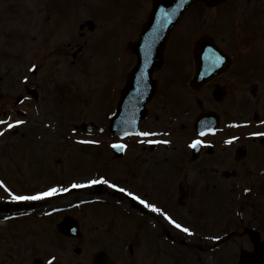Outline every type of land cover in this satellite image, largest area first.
Segmentation results:
<instances>
[{"label":"flooded vegetation","instance_id":"1","mask_svg":"<svg viewBox=\"0 0 264 264\" xmlns=\"http://www.w3.org/2000/svg\"><path fill=\"white\" fill-rule=\"evenodd\" d=\"M67 2L0 0V121L6 122L0 123V140L10 132L11 137H27L26 144L54 138L61 143L56 150L37 152L48 160L35 179L50 175V168L60 174L70 162L79 168L77 158L85 155L107 161L110 173L68 183L59 179L38 188L74 186L64 196L12 202L4 199L0 176V264H92L97 253L108 257L106 264H264V0L203 8L215 13L201 36L211 39L226 65L221 74H205L201 86L190 85L194 74L174 69L180 56L171 41L189 42L188 33L195 31L175 28L162 66L151 74L155 91L145 117L135 135L122 139L110 127L121 87L117 91L97 81L98 86L88 57L99 54L97 65L109 74V82L116 78L117 56L132 64V43L148 14L146 1L126 15L129 39L123 45L115 43V24L105 30L100 23V29V17L76 25L77 31L69 29ZM200 15L185 18L196 22ZM81 53L85 62L78 73L89 81L85 94L92 99L91 115L83 109L86 117L67 118V110L84 107L66 99V79L74 70L69 67ZM123 75L125 83L129 74ZM91 90L96 99L88 95ZM199 118L202 128L195 129ZM197 140L201 143L193 147ZM91 205L98 209L89 215L84 208ZM64 217L76 222L72 235L56 230Z\"/></svg>","mask_w":264,"mask_h":264},{"label":"rangeland","instance_id":"2","mask_svg":"<svg viewBox=\"0 0 264 264\" xmlns=\"http://www.w3.org/2000/svg\"><path fill=\"white\" fill-rule=\"evenodd\" d=\"M73 1V2H70ZM81 1V2H80ZM68 0V9L73 5L74 8H70L67 14V24L69 28H73L74 24H75V31H76V25L80 24V22L87 17H91L92 13L91 11H93V9H99V8H94L93 6H97L100 5L103 8H105V10L107 12H111L112 14H106V15H102L101 18L99 19L98 23H99V27L100 29H102V26L105 28V30L109 29L110 27H112V24H115V27L113 26L112 28H114V34H115V40H116V45H120V43L122 42V40L126 39V30H123L122 28L125 27L123 21L126 20V17L124 16L127 15L131 10L132 7L129 6L130 4H135L137 2V0H89V3H86L85 0ZM94 3L96 5H91V3ZM149 2V6H150V0H147V5ZM230 5H235V2L230 3ZM148 6V9H149ZM198 7L196 8V10H193L191 13H189V16L195 15L200 13L201 15V19L198 20V22H193L191 21V18L188 17L186 18V20L183 22V26L179 29H183V27H187V26H191L193 24V27L195 28L191 34H189L188 36V40L190 41V39H194L197 36L201 35L202 32L204 31V26L206 24L209 23L208 17H213V14L215 13V11H205L203 10L204 6L203 4H199L197 5ZM101 10H104L102 8H100ZM104 12V11H103ZM113 13H115V17L112 18ZM206 17V20H205ZM102 26H101V24ZM218 24V23H217ZM70 33H68V36L70 37ZM174 44H178L179 42H176L175 39L173 40ZM118 49V48H116ZM177 50V49H176ZM86 51V49H85ZM84 52V50H83ZM82 54V53H81ZM188 54V47L187 45H184L182 47V55L183 57H186V55ZM84 54H82L79 59L75 60V65L73 67H69L70 69H74V70H69L68 72V77L66 79V84L68 86V95L66 97V99L70 102H72L73 104H78V107H81L80 105H82V103H84V107L82 106L81 110H79L78 112L72 109L67 110V118L71 117V118H82V117H86L85 115V111L83 109H88V115H91L90 110H89V104L92 102L91 96L89 94V92L94 93L92 90L88 91V95L90 96V98L88 96H86L85 92H87V86L89 84V81L87 80L86 76L84 75V77H82L81 74L78 73V69L79 66L81 65L82 61L85 59L82 58ZM99 56V54L95 53V55L93 57H91L89 55L88 57V64L91 67V69H93L94 71L92 72L94 74V80L95 83L97 84V81H99L98 83L101 84H113V86H116V88L120 87L123 83V75L124 74V63L121 67H116V70H119L120 72L116 75L115 80L109 82V77L106 73V71L103 68L99 69V66L97 65V60L96 57ZM180 60V59H179ZM180 65V69L182 74H190L191 73V64H187L180 61L179 62ZM99 69V71L97 72V74H95V71ZM86 80V81H84ZM109 84V85H110ZM98 86H100L99 84H97ZM79 92V93H78ZM95 96L96 99V94H93ZM107 97V96H106ZM76 107V106H75ZM77 107V108H78ZM98 107L103 108L102 103L98 105ZM84 114V116H80ZM5 138L2 140H0V176L3 178L4 182L6 183H10L12 186V188H14V186L16 184H22L21 186H23V188L25 187V185H31L34 184V186L32 188H35L34 190H39L38 188L41 187L43 184L45 187H47L50 184H55L56 182L59 181H63L65 183L80 179L82 177H87V176H91V174H100L103 173L105 171H108L109 167H107V161L102 160L101 157L95 156V155H85L84 157H80L77 158V161L79 163V168H76L74 166H76V163H68L67 165L63 166L62 171L60 174H58L53 168L48 169V174H43L42 177L40 178H34L33 175L36 174L37 172H43V168H42V164L40 162V160L38 159L39 154L37 152L40 151H46L48 149L53 150V148L56 150L60 147H62L61 143L58 146L56 139L54 138L52 141L49 142H45V143H39V141L37 140L38 143H35L31 146H28V144L24 143L23 141H27V137L25 138H18V137H11V133H8L4 136ZM40 141H43L40 140ZM69 146L71 147L70 143ZM51 147V148H50ZM61 149L57 150V152H59ZM69 150H75L74 147H72L71 149H68V154H69ZM14 152V153H13ZM33 152H35V154L33 155ZM15 154V156H18L20 158H15L12 155ZM10 155V156H9ZM36 157L33 161H31V158ZM3 158V159H2ZM43 162H45L46 160H48V157L46 155H44L41 159ZM57 158L53 157L52 162L53 164L56 162ZM32 166V167H31ZM56 168H60V164H58L56 166ZM108 173H110L108 171ZM16 175L18 177H16ZM13 183V184H12ZM30 187V186H29ZM20 189L18 188V190L16 191L17 193H31L34 190H24V189ZM31 188V187H30ZM54 189V188H53ZM30 190V191H29ZM56 190V189H55ZM62 199V198H61ZM69 199V198H68ZM60 200V199H58ZM56 200V201H58ZM56 203V202H54ZM98 205H91V206H87L84 208V211L87 212V214L91 215L94 213V211H96L98 209L97 207ZM91 213V214H90ZM22 234H20L21 236ZM24 243L25 245L28 247V242H29V238L24 237ZM25 254L21 253V257H24Z\"/></svg>","mask_w":264,"mask_h":264},{"label":"water","instance_id":"3","mask_svg":"<svg viewBox=\"0 0 264 264\" xmlns=\"http://www.w3.org/2000/svg\"><path fill=\"white\" fill-rule=\"evenodd\" d=\"M198 1H203L205 3L214 5L222 0H153L152 12L149 15L147 25L144 28V31L142 32V36L140 38L139 44H144L143 39L147 37L146 32L152 30L153 28L152 24L154 23L158 24L157 30L164 33V38H165L167 33L170 31V29L179 21V19L186 11V9L194 5ZM139 44L137 45V49H136L138 52V61L135 69L132 72L133 77H135L136 74H138L139 71L145 68V66L147 65L146 59L142 55H140V52L138 51ZM161 45L162 42L159 44V46L156 49V54L153 58V61L149 64L151 67L147 71L148 74L151 72L153 66L158 65L159 63V51L161 49L160 48ZM197 47L200 48L201 50L199 49L200 52L197 53L198 59L196 61L195 74L216 73V67H215L216 61L214 59H210V60L207 59L206 55H204L205 48L204 45H202L201 41L197 42L196 49ZM210 67L211 68L213 67L212 70H209ZM123 97H126L125 93L123 94ZM120 105H122V102H120Z\"/></svg>","mask_w":264,"mask_h":264},{"label":"snow or ice","instance_id":"4","mask_svg":"<svg viewBox=\"0 0 264 264\" xmlns=\"http://www.w3.org/2000/svg\"><path fill=\"white\" fill-rule=\"evenodd\" d=\"M35 67V66H33ZM0 123H6L5 121H0ZM17 123H21L20 121H17ZM8 127H13L12 124H9ZM145 135H147L145 133ZM230 142V141H229ZM164 143H167V141H164ZM201 143V141L197 140L193 143V147L196 146V144H199ZM114 147H122V145H114ZM105 183H107V181H104ZM2 183V182H0ZM91 183H97V181H91ZM112 187H116V185H111ZM55 189H51L50 191H47V192H42V193H39L38 195H35V196H14L13 199L15 200H37V199H42L43 197H46V196H50V195H53L55 193ZM123 191V189H122ZM129 195H132V193H128ZM136 199H140L139 197H136ZM141 203H145L147 207L151 208L153 211H156V212H160L161 209L159 208H156L154 205H151V204H147L146 201H143L141 200ZM165 217L171 222L173 223L177 228H180L183 232L185 233H189L190 230L186 227H182L180 224H178L175 220H173L170 216H167V213H164Z\"/></svg>","mask_w":264,"mask_h":264}]
</instances>
